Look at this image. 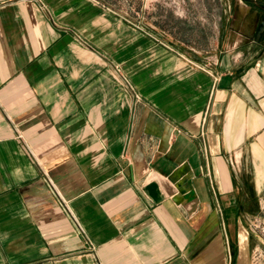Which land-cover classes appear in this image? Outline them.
<instances>
[{"label": "crops", "instance_id": "crops-1", "mask_svg": "<svg viewBox=\"0 0 264 264\" xmlns=\"http://www.w3.org/2000/svg\"><path fill=\"white\" fill-rule=\"evenodd\" d=\"M243 49L210 65L93 0H0V264H253L264 45Z\"/></svg>", "mask_w": 264, "mask_h": 264}, {"label": "rangeland", "instance_id": "rangeland-1", "mask_svg": "<svg viewBox=\"0 0 264 264\" xmlns=\"http://www.w3.org/2000/svg\"><path fill=\"white\" fill-rule=\"evenodd\" d=\"M93 1L130 29L196 62L212 65L232 47L246 54L245 46L264 45V0ZM260 182L258 195L242 211L253 264H264V179Z\"/></svg>", "mask_w": 264, "mask_h": 264}, {"label": "built area", "instance_id": "built-area-1", "mask_svg": "<svg viewBox=\"0 0 264 264\" xmlns=\"http://www.w3.org/2000/svg\"><path fill=\"white\" fill-rule=\"evenodd\" d=\"M77 227H78L79 231H81V233L83 234L82 229L79 227V225H77ZM86 245H90L88 240H86Z\"/></svg>", "mask_w": 264, "mask_h": 264}]
</instances>
